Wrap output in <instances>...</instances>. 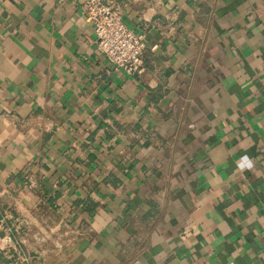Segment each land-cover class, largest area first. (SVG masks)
Returning a JSON list of instances; mask_svg holds the SVG:
<instances>
[{
    "label": "crops",
    "instance_id": "crops-1",
    "mask_svg": "<svg viewBox=\"0 0 264 264\" xmlns=\"http://www.w3.org/2000/svg\"><path fill=\"white\" fill-rule=\"evenodd\" d=\"M117 1L141 73L0 0V218L28 264H264V0Z\"/></svg>",
    "mask_w": 264,
    "mask_h": 264
},
{
    "label": "built area",
    "instance_id": "built-area-1",
    "mask_svg": "<svg viewBox=\"0 0 264 264\" xmlns=\"http://www.w3.org/2000/svg\"><path fill=\"white\" fill-rule=\"evenodd\" d=\"M122 7L123 5L117 0H83L82 2L85 17L93 26L97 51L105 57L113 69L133 75L141 73L144 69L145 36L124 23ZM0 226L5 230L4 235L0 237V253L7 258L6 264H28L31 256L20 247L21 240L18 238L20 230L17 225L6 227L5 216H2Z\"/></svg>",
    "mask_w": 264,
    "mask_h": 264
},
{
    "label": "rangeland",
    "instance_id": "rangeland-1",
    "mask_svg": "<svg viewBox=\"0 0 264 264\" xmlns=\"http://www.w3.org/2000/svg\"><path fill=\"white\" fill-rule=\"evenodd\" d=\"M50 237H47V242H48V248H51L52 246L50 245V244H52V242H51V240H48ZM65 238H67V237H65ZM40 241V240H39ZM42 242H44V240L42 241ZM46 242V243H47ZM33 253H35V252H33ZM48 254H50V253H48Z\"/></svg>",
    "mask_w": 264,
    "mask_h": 264
},
{
    "label": "water",
    "instance_id": "water-1",
    "mask_svg": "<svg viewBox=\"0 0 264 264\" xmlns=\"http://www.w3.org/2000/svg\"><path fill=\"white\" fill-rule=\"evenodd\" d=\"M32 256H36V253H31Z\"/></svg>",
    "mask_w": 264,
    "mask_h": 264
}]
</instances>
